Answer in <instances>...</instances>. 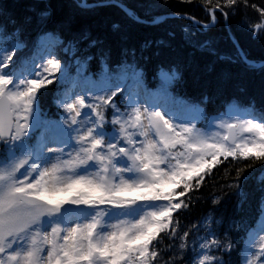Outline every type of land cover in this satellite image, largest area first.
<instances>
[{"label": "snow or ice", "instance_id": "snow-or-ice-1", "mask_svg": "<svg viewBox=\"0 0 264 264\" xmlns=\"http://www.w3.org/2000/svg\"><path fill=\"white\" fill-rule=\"evenodd\" d=\"M166 3L0 0V264H264V61L228 23L243 13L264 45V2L173 12L189 21L180 43L164 28L114 46L85 22L115 9L161 28ZM216 25L232 54L205 31ZM222 62L259 70L258 89ZM220 166L228 182L188 219Z\"/></svg>", "mask_w": 264, "mask_h": 264}, {"label": "trees", "instance_id": "trees-1", "mask_svg": "<svg viewBox=\"0 0 264 264\" xmlns=\"http://www.w3.org/2000/svg\"><path fill=\"white\" fill-rule=\"evenodd\" d=\"M8 3H13L14 0H6ZM56 3L57 0H52ZM128 3H133L134 0H127ZM214 2V0H213ZM256 3L264 2V0H254ZM163 3V0H161ZM182 11L187 12L192 16H195L198 20L206 19L205 12L202 7L201 0H191V3L182 2V0H167L160 12L162 14H171L173 12ZM253 15L251 10H248V17ZM167 24L161 28L150 27L147 25H137L129 21L124 20L121 14L115 9H99L94 15L85 18V22L89 23L93 27L94 34H101L107 38V41L112 45H118L121 42L122 35L128 38L130 43L139 44L144 39L155 38L159 36L164 28L173 30L177 33L176 42L180 43L181 28L189 23L186 19H175L172 16L166 17ZM245 19L243 13L235 17L230 18L229 25L232 34L240 41L241 46L247 52L249 59H253L256 62L264 60V45L250 40L246 35L243 20ZM112 22H118L122 25L123 32L121 34H113L110 30V24ZM229 29L223 25H216L210 30H205L213 38L215 47L217 50L224 54H232V43L226 37V33ZM186 52L191 54L193 59L198 61H205L210 59L207 53L200 51H193L192 49H186ZM220 67L226 68L232 73L239 74L242 76L249 85L250 89H258L261 74L259 70L255 72L246 71L241 65L228 64L222 62ZM183 90L192 92L191 85ZM227 177L225 173V166H220L218 170L206 177L203 182L202 191L198 194L202 197V202L192 208L191 212L188 213V219H195L199 217L202 212L206 211L209 206V198L213 194H219L222 185L227 183ZM229 208L231 204L227 205ZM185 223L188 221L185 220Z\"/></svg>", "mask_w": 264, "mask_h": 264}, {"label": "rangeland", "instance_id": "rangeland-1", "mask_svg": "<svg viewBox=\"0 0 264 264\" xmlns=\"http://www.w3.org/2000/svg\"><path fill=\"white\" fill-rule=\"evenodd\" d=\"M165 16H166V17H169V16H171V14H170V13H169V14H165ZM251 60H253V59H251Z\"/></svg>", "mask_w": 264, "mask_h": 264}, {"label": "water", "instance_id": "water-1", "mask_svg": "<svg viewBox=\"0 0 264 264\" xmlns=\"http://www.w3.org/2000/svg\"><path fill=\"white\" fill-rule=\"evenodd\" d=\"M260 63V62H259ZM259 63H257V64H259Z\"/></svg>", "mask_w": 264, "mask_h": 264}]
</instances>
